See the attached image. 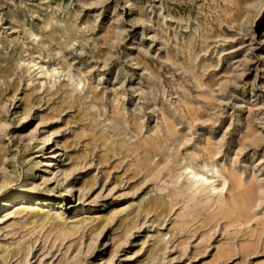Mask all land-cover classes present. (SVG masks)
Instances as JSON below:
<instances>
[{
    "label": "rangeland",
    "instance_id": "374dc122",
    "mask_svg": "<svg viewBox=\"0 0 264 264\" xmlns=\"http://www.w3.org/2000/svg\"><path fill=\"white\" fill-rule=\"evenodd\" d=\"M0 264H264V0H0Z\"/></svg>",
    "mask_w": 264,
    "mask_h": 264
},
{
    "label": "bare ground",
    "instance_id": "6f19581e",
    "mask_svg": "<svg viewBox=\"0 0 264 264\" xmlns=\"http://www.w3.org/2000/svg\"><path fill=\"white\" fill-rule=\"evenodd\" d=\"M44 141V143L46 142V138L42 139Z\"/></svg>",
    "mask_w": 264,
    "mask_h": 264
}]
</instances>
